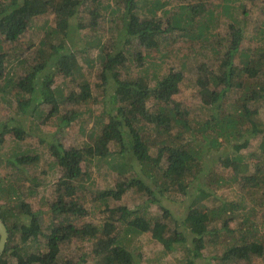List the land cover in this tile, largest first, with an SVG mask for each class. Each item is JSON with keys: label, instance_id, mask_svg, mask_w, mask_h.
Segmentation results:
<instances>
[{"label": "trees", "instance_id": "1", "mask_svg": "<svg viewBox=\"0 0 264 264\" xmlns=\"http://www.w3.org/2000/svg\"><path fill=\"white\" fill-rule=\"evenodd\" d=\"M0 1V36L9 40L17 39L37 16L52 11L56 17L55 28L46 35L47 39L56 35L59 40L52 43L51 40L47 42L46 38L42 39L39 52H46V56L40 58L18 79L4 74L6 52L0 44V77L4 79L0 92L5 86L14 85L17 94L28 93L29 97L20 103L21 110H25L31 102L37 105L49 103L50 108L45 111L43 120L47 122L56 116L60 126H66L78 115L89 112L90 109L81 111L72 108L69 112L65 110L63 114L60 113L63 100L64 105L80 106L90 104L94 99L88 81L83 78L77 59L79 52L72 48L67 38L75 29L84 27L81 23L76 25L73 19L84 0ZM89 1L92 5L87 7L92 23L102 13L116 15L119 11L116 25L119 31L116 35L124 32L127 46L132 47L136 42L147 53L132 56L131 51L129 54L123 51L124 46L121 50L113 51L114 39L109 46H100L103 70L101 79L107 87L112 83L115 86L111 100L113 104L109 110H103L107 123L101 125L100 133L92 136L91 141L71 149L55 142L49 145V153L54 159L52 165L57 166L60 174L52 191L50 222L45 228L41 226L39 212L33 211L29 201H25L26 194L35 196L38 180L35 177L29 178L28 185H24L23 178L15 176L12 180L9 173V169L18 172L24 165H35L38 155L19 151L6 159V164L2 162L1 168L4 166L7 172L0 174V217L6 225L8 237L0 253V264H76L69 259L58 261L60 245L74 239L90 244V251L97 259V264H134L135 255L124 244L127 241L126 234L145 231H151L152 237L166 251L180 246L185 248L187 254L193 252L196 255L195 251L201 253L202 246L221 245L224 248L222 253L215 256V264H229L237 260L243 264H256L253 256L264 260V228L259 233L257 225L249 219L248 212L238 211L241 206L237 203H224L215 210L199 204L213 193L214 186L223 182L216 174L218 168L224 170L231 167L237 180L247 181L250 197H254L251 199L256 202L253 207L261 209L264 221V182H259L262 171L257 162L264 159V139L263 154L256 155L255 159L251 160L252 153L246 155L240 152L247 147L251 136L261 134L264 138V111L257 106L251 108L247 105L251 100L258 103L264 100V17L258 26L252 25L244 16V3L241 0L180 3L177 5L179 10L165 8L169 0H121L123 4L120 6L109 2L103 4L102 0ZM261 3L264 5V0ZM159 9L163 11L157 16ZM225 16L231 19L233 28L224 37L215 33V30ZM95 28L92 25L89 29ZM175 29L192 40L202 41H199L200 45L190 48L191 52L204 54L199 59L194 53L198 59L195 82L198 85L201 110H210L207 115L201 112L202 116L205 115L202 118H190L188 109H180L172 97L184 78L182 70L171 67L168 72L147 71L148 61L153 63L156 58L163 61L165 57V52L159 50L161 34ZM248 30L255 31L256 44L250 49H239ZM208 40L212 44H204ZM94 41L97 46L101 39L96 38ZM204 48L212 49L218 60L222 56L217 65L211 64L210 54L204 52ZM151 50L157 52L156 58L150 57ZM236 56H239L243 66L234 63ZM126 61L130 64L136 61L141 74L119 78L117 69ZM52 74L69 77L71 84H74L60 100L52 87ZM236 89L241 92L234 100H230L231 93ZM148 101H151L150 107L146 106ZM100 104L103 105L104 101L101 100ZM37 107L31 110L34 112ZM10 132L18 140L25 133L20 124L2 125L0 144L4 135ZM198 137H203V140L197 142ZM111 142L119 145L115 152L110 149ZM225 143L233 151L230 156L220 153L222 149L219 147ZM155 144L158 145L157 149H154ZM209 149L217 151L215 157L212 155L215 152ZM113 153L123 157L125 166L137 170V174L128 180H118L113 187L95 190L90 200L97 211L101 212L103 220L81 221L87 213L84 205L88 191L84 189L85 181L93 182L90 173L82 169V160L93 163ZM205 158L210 161L214 159L213 162L217 158L219 163L212 162L211 166L205 167ZM254 167H257V171L251 173ZM212 175L204 186L200 187L199 182L195 186L198 187L197 193L191 198L183 221L185 230L170 229L162 218L145 220L139 214L136 215L135 210L112 205L131 188L146 193L150 196L148 200L153 202L158 200V195L171 191L190 198L189 190L193 183L201 177ZM14 200L17 202L11 204ZM231 221L234 222L232 229L229 226ZM217 222H221L220 227L216 225ZM221 232L223 236L227 235L229 241L218 244L217 238ZM187 235H190L192 241L191 248L185 243ZM42 240L46 249L41 252L38 245ZM31 245L38 247L29 248ZM11 259H15V262L11 263ZM183 262L192 264L189 256L183 258Z\"/></svg>", "mask_w": 264, "mask_h": 264}, {"label": "rangeland", "instance_id": "2", "mask_svg": "<svg viewBox=\"0 0 264 264\" xmlns=\"http://www.w3.org/2000/svg\"><path fill=\"white\" fill-rule=\"evenodd\" d=\"M89 1V0H88ZM84 0L83 5L80 7L79 12L73 17L74 23L77 25L81 23L84 27L77 28L71 32L67 38L72 46V48L79 52L77 59L82 68L83 78L86 79L90 85L94 99L90 104H84L80 106H73L72 104H65L64 100L60 103V113L63 114L65 110L69 112L72 108L85 111L90 109L89 112L82 113L78 115L73 121H71L66 126H60L58 124V117L52 116L47 122H44L43 118L45 116V111L50 108L49 103L42 102L37 105L34 102L28 104L25 110L19 109L20 103L29 97L28 93H22V95L16 93L15 86H5V89L0 92V129L2 125H13L20 124L24 129V137L22 139H17L10 132L4 135L3 141L0 144V174L7 172V169L3 166L1 168L2 162L14 156V152L22 151L30 155H38L39 159L35 165L22 166V170L18 169V172L9 169V173L13 178L20 177L23 178L24 185H28L29 178L35 177L38 180V185L36 186V194L34 197L26 194V202L30 204L33 211H38L41 217V226L45 228L49 224V210L50 203L53 201L52 191L54 189V184L59 176V171L57 166H53V157L49 153V145L52 142L62 145L66 149H71L73 147H80L83 142L91 141L92 136L100 133L101 125L107 123V117L103 110H109L112 103V92L114 90V84L107 85L101 79L102 61L100 57V46L106 44L109 46L113 41L114 50H121L126 54L129 51L132 52V56L138 57V55L147 53L143 50L136 42H134L132 47L125 44V39L123 38L124 32L116 34L117 19L119 16V11L116 15H111L105 13L101 15L103 18H99L97 21L92 23L90 14L88 12V7L91 6L90 1ZM107 1V2H106ZM118 1V0H117ZM116 0H102V3L109 4H123L121 0L117 2ZM161 1V0H159ZM199 0H169L166 7L167 9H175L180 3L188 4L190 2H198ZM214 3L217 0H212ZM244 3L243 10L244 16L251 22L252 25L258 26L264 17V5L261 3L263 0H241ZM1 2V1H0ZM238 4V2H237ZM103 8V7H102ZM105 9V8H104ZM106 10V9H105ZM163 10L159 9L156 12L157 16H160ZM149 14V13H148ZM238 12H236V15ZM240 18H243L240 16ZM112 19V22H111ZM56 17L54 12L47 11L44 14L37 16L36 19L29 24L28 28L20 35L17 39L9 40L3 36H0V44L2 45V50L6 52V61L4 63V74L10 76L14 79H18L22 74H25L31 66L46 56V52H39L41 50L40 41L46 38V41H52V43L59 41L58 36L53 35L51 39H47V32L53 31L55 28ZM231 19L227 16L222 17L220 20V26L215 30L218 35H223L224 37L233 28ZM94 25L95 30H90L91 26ZM119 29V28H118ZM159 50L160 52H165V57L163 61L156 58L157 52L151 50L149 54L150 57L156 58V61L151 63L148 61L149 67L148 72L158 73V72H168L171 67L174 69L182 70L183 80L179 83V89L173 94V99L178 102L181 108H187L190 118H202L208 114L210 110L205 108L201 110V99L198 93V85L196 84V65H198L197 57L199 59L203 58L204 54H197L196 51L190 50L194 46L200 45L198 39L192 40L188 36L181 35L178 30H173L168 33L161 34ZM115 37V38H112ZM96 38H100L101 41L99 45L96 46ZM111 38V39H110ZM111 40V41H110ZM108 42V43H106ZM202 42V41H200ZM204 44H212L209 40L204 42ZM256 44L255 31L248 30L246 37L243 38L239 49H250ZM88 46V47H87ZM47 47V45H46ZM115 48V49H114ZM83 49V50H82ZM82 51V53H80ZM111 51V52H113ZM203 51H207L210 54L211 64L217 65L219 60L217 55L212 53V49L204 48ZM206 53V54H207ZM131 56V57H132ZM183 60V64H182ZM234 63L243 66L240 63L239 56L234 58ZM134 64V65H133ZM133 64L124 62V64L117 69L119 78L135 77L140 73L139 68L136 65V61ZM154 64L156 66H154ZM160 66V67H159ZM263 73V72H261ZM53 75V74H52ZM4 84V79L0 77V86ZM74 84H71L70 78H65L62 75H53L52 87L57 91V98L60 100L65 97L66 94L73 88ZM106 87V88H105ZM77 89V88H76ZM240 89L232 92L230 95V100H234L240 93ZM101 100L104 104H100ZM151 101L146 102V106H151ZM247 105L251 108L254 106L259 107L264 111V100L261 103L249 101ZM33 112L32 107H36ZM38 112V113H37ZM200 112V113H199ZM202 112V113H201ZM203 137H198L197 142H200ZM263 137L261 134L253 135L250 137V141L246 148H243L240 152L242 154L252 153V159L256 158V155L262 153ZM203 140V139H202ZM219 147L222 149L221 154L231 155L232 149L230 145L225 143ZM110 149L115 152L118 150V144L111 142L109 144ZM157 144L154 145V149H157ZM224 147L226 149L224 150ZM212 152L213 157L216 156L215 150ZM206 152V151H205ZM263 154V153H262ZM164 159V157H163ZM248 160H250L248 158ZM209 160V158L204 159L203 166H211V164L219 163L218 159ZM125 159L116 153L112 156L102 159H96L93 163L82 160V169L90 173V178L93 182L85 181L84 189H87V200H85L84 205L86 207V216L82 217V220L94 219L101 222L102 215L94 207L93 202L90 200L94 197L95 190L103 189L106 187L115 186L118 180L130 179L132 175L137 174V170H132L125 166ZM213 162V163H212ZM259 168H261L260 183L264 182V159L257 161ZM90 164V166L88 165ZM164 164V163H163ZM127 165V164H126ZM89 166V167H88ZM204 167V168H205ZM126 168V169H125ZM123 169V170H121ZM138 169V168H136ZM257 167L252 168L251 173L256 172ZM219 175L221 182L219 185L214 186L213 193L210 194L205 199H202L199 204H203L208 208L217 209L224 203H237L241 208L238 211L248 212L250 220L253 221L254 225H257L258 232L260 233L262 228H264L262 219L261 209H254L256 202L254 203L249 194V187L246 185L247 181L237 180L235 174L231 167L221 170L218 168L216 171ZM213 177L206 176L201 177L193 183V187H190L189 196L176 194L175 192H166L163 195H158V200L156 202L149 201L150 197L146 193L138 192L134 188L127 190L122 194L120 199L115 200L112 204L114 206H125L130 210H135L136 215L139 214L145 220H156L162 218L164 222L167 223L170 229L185 230L183 225L184 217L188 212V204L191 203V198L196 195L198 187H195L197 182L199 186L202 187L208 182V179ZM21 183V182H20ZM222 184V186H220ZM254 186V184H252ZM210 186V185H208ZM25 189V188H24ZM134 189V190H133ZM26 192V191H25ZM17 200L11 202L15 204ZM219 206V207H217ZM254 206V207H253ZM217 207V208H216ZM117 215V214H114ZM24 218V214H22ZM217 226H221V222H217ZM229 226L232 229L234 227V222H229ZM122 227H119L121 229ZM188 236V235H187ZM127 241H125V246L133 252L135 255L134 264H185L183 258H191L192 264H215V256L222 253L224 247L221 245L208 244L206 247H201L199 254L195 251L187 254L184 247L176 246L172 251H166L163 246L156 241L152 235L151 231H145L143 233H131L126 234ZM217 243L228 242L229 238L227 235L223 236L222 232L219 233ZM189 248L192 247V241L190 235L185 241ZM184 243V244H185ZM41 252L46 249L44 245V240L38 245ZM37 245H31L29 248H36ZM91 247L89 243H81L79 240H72L69 243H64L60 245V253L58 261H64L69 259L76 264H97V259L91 253ZM253 260L256 264H264L262 258L253 256ZM11 263L15 262V259L10 260ZM189 264V263H188ZM229 264H243L242 261L237 260Z\"/></svg>", "mask_w": 264, "mask_h": 264}, {"label": "water", "instance_id": "3", "mask_svg": "<svg viewBox=\"0 0 264 264\" xmlns=\"http://www.w3.org/2000/svg\"><path fill=\"white\" fill-rule=\"evenodd\" d=\"M7 237H8V231L6 225L3 222L2 218L0 217V253L3 251L5 247Z\"/></svg>", "mask_w": 264, "mask_h": 264}]
</instances>
